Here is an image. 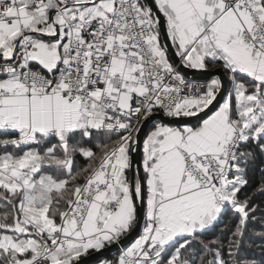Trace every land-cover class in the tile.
I'll list each match as a JSON object with an SVG mask.
<instances>
[{"label":"snow or ice","instance_id":"6c2138e0","mask_svg":"<svg viewBox=\"0 0 264 264\" xmlns=\"http://www.w3.org/2000/svg\"><path fill=\"white\" fill-rule=\"evenodd\" d=\"M0 264H264V0H0Z\"/></svg>","mask_w":264,"mask_h":264}]
</instances>
